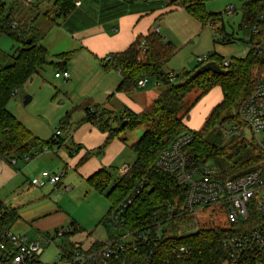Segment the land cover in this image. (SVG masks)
Segmentation results:
<instances>
[{
    "label": "trees",
    "instance_id": "trees-1",
    "mask_svg": "<svg viewBox=\"0 0 264 264\" xmlns=\"http://www.w3.org/2000/svg\"><path fill=\"white\" fill-rule=\"evenodd\" d=\"M77 1L80 0H55L53 7L57 16L66 17ZM162 1H168L167 5L171 7L184 9L203 28L209 27L208 21L211 18H215L211 28L220 20L221 14L205 11V4L213 0ZM238 1L241 14L240 28L247 27L251 32L253 29H259L261 35L251 34L247 42L251 47L249 55L243 59H230L228 66L223 65L222 58L212 54L207 56L205 63L197 65L191 71L178 75L171 71L164 72L163 67L174 55V49L155 32L137 38L123 52L111 54L110 60L102 61V67L106 71H113L120 76L116 93L138 90L137 83L141 80H145L146 84L148 81H154L157 86L161 85L162 91L139 114L123 109L117 116L104 106L91 107L88 103L81 106L84 113L82 122L89 123L107 134L106 143L124 130L143 131L139 140L131 146L135 161L129 167L128 175L113 180L102 170L87 180L93 191L103 195L109 203L107 215L100 224L106 225L107 216L141 180H146L147 183L120 215V221L126 230H146L157 225L160 229L171 214L167 213V207L175 210L177 204L179 207L182 205L185 198L183 187L177 185L173 175L157 171L154 164L158 155L177 136L184 133L183 120L188 116L189 110L215 87L220 89L222 100L212 108L201 130L192 132L193 140L184 151L188 164L213 163L218 169L216 178L223 180L245 174L264 162V157L252 144L247 147L242 134L231 135L227 146L215 143L217 135H213L225 129L226 120L238 134L239 131L244 132V126L234 113L241 101L253 91L255 85L264 81V78L255 80L252 76L253 64L264 63V52L258 54L253 50L256 46L264 45V24L258 20L260 15H264V0ZM0 35L8 36L18 43V50L12 57L11 64L6 67L0 66V157L22 159L28 156L32 159L35 152H41L54 144L60 145L61 142L58 138H50L45 142L35 137L7 111V104L15 90L29 82L41 67L49 64L50 56L40 45L44 35L42 31L34 27H13L10 15L5 11L4 0H0ZM224 39L226 42L231 41L228 37ZM28 40L29 44L26 43ZM66 55L70 54L58 57L68 59ZM257 59L261 62H257ZM208 62H215L224 73L215 75L207 72L192 79L193 73ZM193 92H199V96L190 109L182 113L184 100ZM90 109L92 113H89ZM174 201L176 203L178 201L175 206ZM16 219V214L13 211H6L0 203V236L9 231ZM70 226L73 233L79 231L74 222ZM224 237L225 231L211 228L183 235L176 243L189 249V258L183 264H230L221 246ZM169 243L167 244L165 240L158 242V249L166 252ZM101 244H95L89 251L99 248Z\"/></svg>",
    "mask_w": 264,
    "mask_h": 264
},
{
    "label": "rangeland",
    "instance_id": "rangeland-1",
    "mask_svg": "<svg viewBox=\"0 0 264 264\" xmlns=\"http://www.w3.org/2000/svg\"><path fill=\"white\" fill-rule=\"evenodd\" d=\"M18 1L20 0H4L5 11L10 15L11 20L17 23H26L31 19L27 27L37 28L45 34L43 37L44 40L42 38L40 43L44 47L47 46L46 48L50 54L49 62L53 64L49 63L41 67L37 71V74L31 77L29 82L13 94L7 104V111L41 141L46 142L50 138H54L57 131L60 132L58 141L61 142L62 146L59 150L57 148L58 144L51 145L39 152L35 160L41 155L54 154L55 151H60L59 156H63L62 158L66 159L68 158V150L70 151L73 148V142L70 140V136L75 126L84 118L81 106L88 103L91 107H102L106 102H109L108 99L112 92L104 93L103 90L107 85L116 84L117 74L113 71L107 72L102 68L101 71L104 73V76L98 73H90V67L86 65L80 56L72 57L74 53L71 51V48L74 44L72 45V42L69 43L65 40L63 46L66 50H63L59 40L56 38L57 33L67 37L66 33L72 31L71 27H78L82 22H89L93 20V16L84 14V18H75L66 21L64 17L57 16L56 10L53 7L55 0H24V2L30 5V8H25ZM151 1L149 0V2ZM154 3L157 4L158 1ZM228 5L234 6L237 13L232 15L224 14L223 12ZM87 6L88 4H86ZM163 8L166 7L164 6ZM239 10L240 2L238 0H213L207 2L205 4V11L207 13L222 14L220 16L221 20L216 23L214 28H203L196 20H191L192 18L184 11H170L165 13L162 18L168 23L167 27L168 25L170 26V31L166 32L165 36H171L166 38H169L168 41L172 42L175 49L174 55L163 67V71H171L176 75L184 71H191L197 66V57H205L212 54L228 62L232 58L243 59L249 55L251 47L247 42L251 36V30L247 27L240 28L241 14ZM184 19L192 21L196 26V31L193 27L184 23ZM53 22L54 24H52ZM190 32H192V37H189L182 45H178L183 40V36ZM225 37H228L231 41L226 42ZM259 47L263 50L258 52V54L263 53L264 48L262 45ZM17 50L18 43L8 36L0 35V66L6 67L10 65L12 57L16 54ZM62 51H67L69 52L67 54H70L66 55L69 58H66L65 62L72 66L74 73L77 75L75 84L54 78V73L59 71L55 68L54 63L59 59L57 54ZM258 59L257 62H261ZM252 73L255 80L264 78V63L253 64ZM112 77L113 79H111ZM157 90L158 92L162 90L161 85L155 86L154 81H148L144 88L134 90V94L141 99L144 98L147 100L149 98L148 100H153L157 96ZM153 92H155L154 95H152ZM198 96L199 92H193L186 97L183 102L182 113L190 109ZM26 97H30L31 101L27 105H24V99ZM225 123L226 126L222 132H219V134L215 132L213 134L217 135L215 143H221V146H227L231 139V135L228 134L231 125L227 124L228 120ZM187 131V128L183 130V132ZM142 133V130H124L121 133V137L124 139L123 144L125 145L121 159L129 167L135 161V155L131 151V145L139 140ZM240 134H242L247 147H250L252 144L250 134L247 131L243 133L239 131L237 135L239 136ZM12 158L17 160L19 165H21V160L16 157ZM6 160L9 161V158H6ZM106 170L114 180L119 178L116 172L117 167L114 165ZM127 173L129 174V172ZM39 180H43L42 174ZM66 180V177H62V186L54 189L51 193L48 192V198L44 200L46 202L43 205L38 204L33 207L24 208L26 212L34 211L31 210L32 208L49 211L51 206L54 205L59 208L61 214L66 218L64 224L58 228L61 230L58 233H63L64 236L62 238H54V244L45 247L44 253L40 256V261L43 264H60L59 249L71 250L70 243L72 241H77L84 246L86 240L87 242L91 239L106 241L107 238L114 239L124 234L122 227L114 229L111 226L100 224L99 221L107 215L109 210V203L103 195L93 191L84 179L71 178L69 183ZM52 186H47L46 188L52 190L54 188ZM69 188L72 189L69 190ZM177 203L175 202L174 206ZM167 208V213L174 209L172 207ZM175 211H179V204H177ZM214 219H219L217 225H221L220 217L215 215ZM199 221V223H203L202 218H199ZM72 222H75L79 228V231L76 233L72 232L70 226ZM199 223L195 225L196 223L190 221V219L166 220L163 227L159 230L163 232L166 243L168 244L170 242L169 244H172L177 243V240L183 235H188L187 233L192 234L203 229L199 227ZM196 226L198 229H196ZM50 234L53 237L52 232Z\"/></svg>",
    "mask_w": 264,
    "mask_h": 264
},
{
    "label": "crops",
    "instance_id": "crops-1",
    "mask_svg": "<svg viewBox=\"0 0 264 264\" xmlns=\"http://www.w3.org/2000/svg\"><path fill=\"white\" fill-rule=\"evenodd\" d=\"M155 1H158V3H154ZM18 2L25 8H30V5L24 2V0ZM79 2L80 6L74 7L71 13L64 17V19L66 21L75 18L81 19L84 18V14H89L93 16V20L82 22L78 27H71L72 31L66 33L67 37L57 33L56 38L59 40L63 50H66L63 46L65 40L69 43L72 42V45L74 44L71 48V51L74 53L72 57L80 56L86 65L90 67V73H98L102 76H104V73L101 70L104 68L101 63L104 59L111 54L123 52L137 38L144 37L156 29H158V34L167 41V44L175 49L172 42L168 41L169 38H166L171 36H165L166 32L170 31V26L168 25L167 27L168 23L162 17L170 11L186 12L182 8L171 7L162 0H152L151 2L149 0L145 2L137 0H80ZM86 4H88L87 7ZM164 6L166 8H163ZM188 16L192 18L191 20H196L190 14ZM30 21L31 19L26 23L13 21V25L15 24L16 27H27ZM183 21L188 26L193 27L194 30L196 29L192 21H188V19H184ZM191 33L183 36V40L178 45H182L189 37L191 38ZM40 45L50 56L46 48L47 46L44 47L41 43ZM67 53L69 52L62 51L57 56ZM54 66L57 70H66L69 74L66 82L69 81V83L75 84L77 75L74 73L72 66L65 62V59L59 58L54 63ZM116 79V84L113 82L114 84L105 86L103 90L104 93L112 92L108 99L109 102H106L104 107L114 113V115L119 116L123 109L139 114L150 104L149 102L152 100H148L149 98L147 100L141 99L134 94L135 91L116 93L115 89L120 81L118 74L116 75ZM155 86L157 85L155 84ZM160 92L157 90L156 95ZM154 94L155 92L152 93V95ZM221 100V91L218 87L213 88L201 97L183 120L185 128L191 132L201 130L212 108L218 105ZM146 104L148 105L145 106ZM82 120L75 126L70 136L73 148L70 151L68 150V158L66 159H63V156H59L60 151H55L54 154L41 155L35 160L38 156L37 154L30 160L31 162H24L22 159H19L21 160V165L15 159L16 163L12 164V157L9 158V161L6 158L0 157V203L6 211H13L17 216V219L11 224L9 231L25 237L30 243L42 247V253H44L45 247L54 244V238H62L64 236L56 237L55 234L61 231L58 228L64 224L66 218L61 214L59 208L54 205L51 206L49 211L32 208L31 210L34 211L26 212L24 208L33 207L38 204L43 205L46 202L44 200L48 198V194L62 186V177H66L68 183L71 178L84 179L87 182L90 177L103 170L109 174V178L113 179L106 170L107 168L114 165L117 167V175L121 177L120 170L123 167H129L121 159L123 149L125 148L123 144L124 139L121 137V134L106 143L107 134L89 123L82 122ZM61 146L62 144L58 145V150ZM45 171L53 175H61L58 183L52 186L54 187L52 190L46 188L47 186L51 187V185H49L47 178L43 176ZM41 174L43 180L40 181ZM71 189L69 188V190ZM51 232L53 237H51ZM110 239L112 238H107L106 241ZM106 241L91 239L87 242L86 240L84 246L77 241H72L70 249L91 250L95 244ZM59 250L60 264H69L63 261L61 256L70 252V250H63L61 248Z\"/></svg>",
    "mask_w": 264,
    "mask_h": 264
},
{
    "label": "built area",
    "instance_id": "built-area-1",
    "mask_svg": "<svg viewBox=\"0 0 264 264\" xmlns=\"http://www.w3.org/2000/svg\"><path fill=\"white\" fill-rule=\"evenodd\" d=\"M78 6L79 1L74 4V7ZM223 13L232 15L237 11L234 6L228 5ZM214 19H209V27L214 23ZM258 20L264 24V15H260ZM15 26L14 24L13 27ZM154 32L158 33V29ZM251 34L260 36L261 31L253 29ZM262 47L264 48V45ZM253 50L258 53L263 49L256 46ZM207 59V56L197 57L196 63L203 64ZM106 60H110V57ZM228 64V61L223 62L224 66ZM54 78L66 81L69 74L66 70H59L54 73ZM145 85L146 81L141 80L137 83V88H143ZM16 92L17 90L13 94ZM92 112L90 109L89 113ZM236 114L244 126V131L250 134L252 145L264 157V81L257 83L253 91L241 101ZM228 134L234 135L238 132L231 127ZM59 135L60 132L57 131L54 138ZM192 140V132L180 134L158 155L154 164L157 171L173 175L177 185L185 190V198L179 211L171 210L168 220L190 219L197 225L199 218H202L200 228L225 231L221 246L230 264H264V162L245 174L221 180L216 178L218 169L213 163L188 164L184 151ZM37 154L39 152H35V156ZM22 160L29 162L31 159L24 156ZM11 163L15 164L16 161L12 160ZM127 172L129 167H123L120 176L123 177ZM43 176L53 186L61 178V175H53L48 171H45ZM146 183V180L139 181L105 220L106 226L114 229L122 227V236L103 242L99 248L92 251L70 250L61 256L62 260L69 264L185 263L190 255L186 246L172 243L165 254L158 249V242L164 240L158 225V228L128 231L120 221V215ZM215 215L220 217L221 225H217L219 219H214ZM62 235L63 233L55 234L56 237ZM42 252V247L11 231H6L0 236V264H43L40 261Z\"/></svg>",
    "mask_w": 264,
    "mask_h": 264
},
{
    "label": "water",
    "instance_id": "water-1",
    "mask_svg": "<svg viewBox=\"0 0 264 264\" xmlns=\"http://www.w3.org/2000/svg\"><path fill=\"white\" fill-rule=\"evenodd\" d=\"M27 44L30 43V40L26 41ZM212 73L215 75H222L224 71L218 67V65L215 62H208L205 65H203L200 69L196 70L193 75L191 76L192 79L196 78L197 76L204 74V73ZM31 98L26 97L24 99V105H27L30 103Z\"/></svg>",
    "mask_w": 264,
    "mask_h": 264
}]
</instances>
